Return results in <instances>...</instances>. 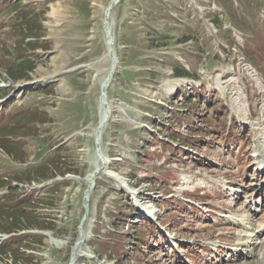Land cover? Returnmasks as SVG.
<instances>
[{
  "label": "rangeland",
  "instance_id": "rangeland-1",
  "mask_svg": "<svg viewBox=\"0 0 264 264\" xmlns=\"http://www.w3.org/2000/svg\"><path fill=\"white\" fill-rule=\"evenodd\" d=\"M16 1L11 15L9 10L0 15V99L7 96L0 102V127L3 119L25 109H33L28 113L33 121L3 139L13 152L5 146L7 153L0 152V180L13 179L25 167L60 154L58 164L47 169L48 179L12 182L25 189L21 197L29 192L30 202L41 205L35 209L41 217L32 220L43 225L15 233L28 245L20 248L25 253L18 264L29 259L38 264H180L168 251L160 253L153 241L159 234L153 225L147 227L140 211L156 208L158 200L166 198L168 187L162 182L171 178L172 188L196 166L194 156L183 163L179 153L164 161L169 148L186 144L185 149L196 150L197 155L206 150L222 157L228 166L219 173L230 180L242 178L245 184L256 175L253 144L258 136L263 142L264 133L252 132L253 128L226 131L219 154L203 144L218 139V126L229 130L231 112H224L226 105L235 101L241 106L236 119L247 111V102L238 101V87L252 69L264 70V0H119L111 15L117 63L107 89L109 120L99 137L93 127L100 118L102 69L89 64L106 50L102 21L111 0ZM27 60L32 69H19ZM247 61L255 64L252 69ZM74 66L78 68L65 72ZM180 66L197 78L175 76L174 69ZM213 85L221 92L209 93L214 103H203ZM200 105L201 112L194 114ZM177 112L180 117H174ZM195 124L212 127L200 135L202 128L192 129ZM183 136L198 148L181 141ZM233 137L234 141L228 140ZM98 148L107 173L96 177L86 206L85 177L97 158L103 161ZM5 189L0 185V192ZM37 196L39 201L34 200ZM247 216L252 225L253 212ZM192 218L190 224L177 225L173 216L171 221L181 242H191V254L203 248L207 234L194 230L204 215ZM207 218L204 223L214 226ZM140 236L149 241L143 247L138 244ZM233 247L242 258L240 245ZM202 255L209 261L197 258ZM216 256L199 252L186 264H217ZM259 263L247 258L236 264ZM0 264L15 263L0 254Z\"/></svg>",
  "mask_w": 264,
  "mask_h": 264
},
{
  "label": "trees",
  "instance_id": "trees-1",
  "mask_svg": "<svg viewBox=\"0 0 264 264\" xmlns=\"http://www.w3.org/2000/svg\"><path fill=\"white\" fill-rule=\"evenodd\" d=\"M24 61V60H23ZM30 62V63H29ZM19 69H32V62L27 60L23 64H19ZM12 74L14 72V69L9 70ZM176 74H184L186 73V70L183 68H175ZM21 74V73H20ZM19 74V75H20ZM18 75V74H17ZM16 75V76H17ZM15 76V77H16ZM33 110V109H31ZM30 109H25L20 112L15 113L14 115L10 116L8 119V122L14 123L13 126H10L9 123H4L0 127V145L6 149L8 153H11L12 155V150L13 147H8V144L6 141L3 142V139L9 138L10 135H13L15 133H18L20 130H22L29 122H32V118L28 114ZM34 115V114H33ZM55 154V153H54ZM60 159V154L56 153L54 158L48 159L43 163L34 165V166H29L25 167L20 174H16L13 176V179H17L19 181L22 180H37L38 182L45 180L46 177H48V168L55 164H58V160ZM50 165V166H49ZM61 171V170H60ZM37 174V176H30V174ZM64 174V171L61 172ZM27 174V175H26ZM51 177H54L53 175ZM48 179V178H46ZM11 181L12 179H2L0 180V185H9L8 192L4 195L3 201L0 203V211L2 213L3 218L0 217V230L2 231H15V230H22L23 228H28V227H38L41 228L43 225L38 221L39 219L32 220L33 217H41V215L37 214L35 209L38 208L37 204H32L30 202V199L28 197H20V194L16 195L14 194L15 191H18L19 188L11 186ZM35 197V201L37 200ZM33 199V198H32ZM41 206V205H40ZM10 219V220H9ZM16 239L13 241H5L3 242L2 246L0 247V254L6 257V258H11L12 261H14L15 264H18V260L21 259V255L25 253V250H20L22 246L28 247V245L22 243V241L18 240L19 237L16 236ZM40 242V241H38ZM98 249H100L98 247ZM22 262V261H21ZM23 264H38V261L32 262L31 259L29 260H23ZM22 264V263H21Z\"/></svg>",
  "mask_w": 264,
  "mask_h": 264
},
{
  "label": "bare ground",
  "instance_id": "bare-ground-1",
  "mask_svg": "<svg viewBox=\"0 0 264 264\" xmlns=\"http://www.w3.org/2000/svg\"><path fill=\"white\" fill-rule=\"evenodd\" d=\"M111 15H112V12L110 13V23H111V33H112V19H111ZM103 35H104V31H103ZM105 40H106V37H105ZM106 51H107V48H106L105 52ZM115 53H116V50H115ZM116 63H117V57H116ZM111 65H112V61H111V58L109 57V55L107 53L103 54V57L98 58V60H96L95 63L92 62V63L89 64V66H95V67H98V69H100V68L102 69V73H101V76L99 78V99H98V103H99L100 110H101L100 111L101 120L104 118V111H103V107L101 105L102 103H101V100H100L101 86H102V83L104 82V80L106 78L107 73L111 69ZM78 67H80V66H78ZM110 82H111V80H110ZM108 103H109V99H108ZM109 111H110V105H109ZM99 123H100V120H98V123L93 127L94 133L96 132V129H97ZM257 155L259 157H261V152H258ZM259 163L263 164V167H264V160H261V162H259ZM102 173L106 174L107 173V169L105 168L104 162L103 161L100 162V160L97 158L95 164L93 165L92 170H90V172L85 177V180L87 181V188L91 187L90 192H87L89 194V197H90L91 191H92V189H93V187L95 185L96 177L99 176ZM93 179H94V183L92 184V180ZM88 201H89V199H88ZM238 207H240V206H238ZM230 219L232 221H234V222L238 221V218L234 217L233 215H230ZM249 221H253L252 217H248V216L247 217H243V221L242 222H245L246 224H249V223H251ZM248 237L249 236H247L244 240L239 242V245L240 244H245L249 240ZM256 247L257 248H254V252H258V251H263L264 252L263 242L259 243ZM248 258L252 259V256H248ZM259 264H264V262L262 260H260Z\"/></svg>",
  "mask_w": 264,
  "mask_h": 264
},
{
  "label": "water",
  "instance_id": "water-1",
  "mask_svg": "<svg viewBox=\"0 0 264 264\" xmlns=\"http://www.w3.org/2000/svg\"><path fill=\"white\" fill-rule=\"evenodd\" d=\"M118 0H111L109 5L105 8L104 10V18L102 21V30L104 31V40H105V44H106V48L107 51L103 54H108L109 57L111 58L112 61V65H111V69L109 70V72L106 75V78L104 80V82L102 83L101 86V94H100V100H101V105L103 107V111H104V118L100 121L98 127H97V131L96 134L99 137L101 130L103 128V126L107 123L108 119H109V105H108V94H107V87L109 85V82L113 76L115 67H116V57L117 54L115 53V43H114V36L111 33V23H110V13L112 12L115 4L117 3ZM103 57V55L100 56V58ZM81 66V64L79 65ZM77 67H72L69 69H66L65 72L71 71L73 69H76ZM94 183V179L92 180V184ZM91 187H88L86 192H90ZM88 199V197L86 196L85 198ZM85 204L87 205V202H85Z\"/></svg>",
  "mask_w": 264,
  "mask_h": 264
}]
</instances>
